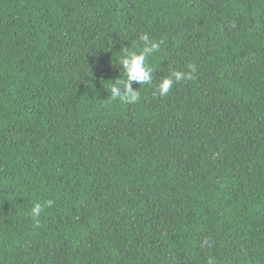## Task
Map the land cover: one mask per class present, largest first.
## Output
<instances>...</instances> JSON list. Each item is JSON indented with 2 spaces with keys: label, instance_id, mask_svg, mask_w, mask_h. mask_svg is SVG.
I'll use <instances>...</instances> for the list:
<instances>
[{
  "label": "trees",
  "instance_id": "1",
  "mask_svg": "<svg viewBox=\"0 0 264 264\" xmlns=\"http://www.w3.org/2000/svg\"><path fill=\"white\" fill-rule=\"evenodd\" d=\"M210 258L264 264V0H0V264Z\"/></svg>",
  "mask_w": 264,
  "mask_h": 264
},
{
  "label": "clouds",
  "instance_id": "2",
  "mask_svg": "<svg viewBox=\"0 0 264 264\" xmlns=\"http://www.w3.org/2000/svg\"><path fill=\"white\" fill-rule=\"evenodd\" d=\"M139 44L134 45L132 49L126 46L122 55L118 58L120 71L122 70L123 78L115 79L108 89L109 102L120 101L123 103H136L140 100V93L137 89H133L132 82L135 81L139 85L151 84L154 80L153 68L148 63L149 58L159 51L163 41H155L149 38L148 34H142L138 37ZM189 69L194 71L193 65H188ZM121 76V75H120ZM191 72L174 70L170 74L159 79L156 91L160 96H166L172 90L174 84L181 82L184 79H192ZM50 207L52 202H47ZM43 206L40 203H35L31 209V216L38 221ZM207 243V241H206ZM208 264H213L210 258Z\"/></svg>",
  "mask_w": 264,
  "mask_h": 264
}]
</instances>
